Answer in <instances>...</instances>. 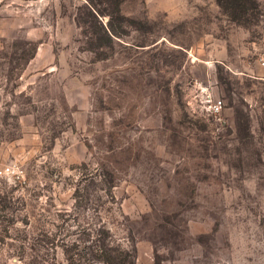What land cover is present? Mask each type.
<instances>
[{
  "label": "rangeland",
  "instance_id": "rangeland-1",
  "mask_svg": "<svg viewBox=\"0 0 264 264\" xmlns=\"http://www.w3.org/2000/svg\"><path fill=\"white\" fill-rule=\"evenodd\" d=\"M100 226L264 264V0H0V264H100Z\"/></svg>",
  "mask_w": 264,
  "mask_h": 264
},
{
  "label": "trees",
  "instance_id": "trees-1",
  "mask_svg": "<svg viewBox=\"0 0 264 264\" xmlns=\"http://www.w3.org/2000/svg\"><path fill=\"white\" fill-rule=\"evenodd\" d=\"M218 4L223 9L228 8H242L244 6V0H217ZM255 3V1H254ZM96 13V10H95ZM97 14V13H96ZM92 16L95 18V14ZM99 27L102 29L105 41L111 42L113 40V36H116V29L110 24L107 23L106 26L100 20H97ZM105 233L104 228L101 226L97 229V248L95 252L94 258L97 259L100 264H135L134 263V255L128 250L121 249L120 247H109L106 244L105 237H102V234Z\"/></svg>",
  "mask_w": 264,
  "mask_h": 264
},
{
  "label": "built area",
  "instance_id": "built-area-1",
  "mask_svg": "<svg viewBox=\"0 0 264 264\" xmlns=\"http://www.w3.org/2000/svg\"><path fill=\"white\" fill-rule=\"evenodd\" d=\"M195 102H198L197 99H199V103L207 110L209 111V113H211L213 116L217 117L218 115H220L221 113V109H222V99L220 98H211L209 97V99L207 100H201V98L198 95H194ZM206 103V104H205ZM200 105V106H201ZM201 106V107H202Z\"/></svg>",
  "mask_w": 264,
  "mask_h": 264
}]
</instances>
